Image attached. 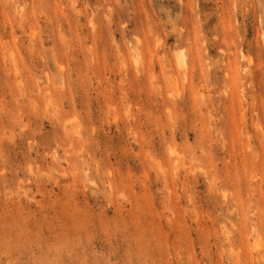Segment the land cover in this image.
Masks as SVG:
<instances>
[{
    "label": "rangeland",
    "instance_id": "rangeland-1",
    "mask_svg": "<svg viewBox=\"0 0 264 264\" xmlns=\"http://www.w3.org/2000/svg\"><path fill=\"white\" fill-rule=\"evenodd\" d=\"M0 264H264V0H0Z\"/></svg>",
    "mask_w": 264,
    "mask_h": 264
},
{
    "label": "bare ground",
    "instance_id": "bare-ground-1",
    "mask_svg": "<svg viewBox=\"0 0 264 264\" xmlns=\"http://www.w3.org/2000/svg\"><path fill=\"white\" fill-rule=\"evenodd\" d=\"M183 61V60H182ZM184 62V61H183ZM183 64V63H182ZM255 251V250H254Z\"/></svg>",
    "mask_w": 264,
    "mask_h": 264
}]
</instances>
